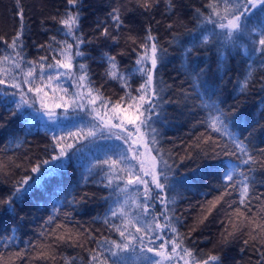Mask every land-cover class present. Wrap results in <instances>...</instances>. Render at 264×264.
I'll use <instances>...</instances> for the list:
<instances>
[{"label":"trees","instance_id":"16d2710c","mask_svg":"<svg viewBox=\"0 0 264 264\" xmlns=\"http://www.w3.org/2000/svg\"><path fill=\"white\" fill-rule=\"evenodd\" d=\"M210 2L211 0H155L152 10L145 12L138 0H78L75 8L69 6L67 0H19V3L17 0H0V37H3L0 40V69L10 67L11 62L3 61V57L15 55L8 46L23 24L22 39L27 61L35 62L39 57L46 56V71L47 64H55V60L70 62L77 77L80 75L78 65L86 64L95 88L100 90L103 99L113 104L120 102L121 107H127L131 102V110H134L135 106L146 101H129L125 95L126 89L119 82L105 76L108 65L101 60V56L104 53L116 56L118 71L130 75L131 95L137 97L136 89L140 88L144 79L136 72V60L138 53L145 52L141 45L145 44L147 30L150 28L151 35L159 41L160 46L167 49V56L152 88L159 87L165 99L180 101L179 107L175 104L164 106L166 122L156 126L161 132L158 147L171 155L172 160L169 163L174 160L178 164L170 174L169 181L174 187L170 195L176 201L175 215L180 218L176 226L179 240L183 242L182 247L188 248L197 261L214 255L221 264H264V239L259 238L264 236L261 234L264 231L256 227L264 223L258 211L259 206L264 205V156L259 152V149L264 148V66L259 63L258 55L251 51L258 44L259 33L258 29L251 34L246 32L234 44L223 45L215 42L200 47L204 35L213 36V28L212 25L201 22L202 17H197L196 10L207 16ZM21 8L23 21L17 15ZM112 8L120 10L121 19L124 21L125 26L119 32L106 19ZM70 9L73 14L78 12L81 17L80 31L77 34L82 35L86 41H91L81 46L88 58L76 57V41L60 31L64 28L60 21L67 18L66 12ZM105 24L117 36L118 43L101 36ZM256 24L257 19L253 18L249 28L252 29ZM169 25L172 27L169 28ZM51 37H55L56 41L72 44V49L69 50L72 54L71 60L49 50L48 45L52 48L67 47V44H57ZM39 45L45 47L40 49ZM188 48H193V55L187 54ZM192 64L208 67L204 83L192 85L187 76ZM27 67V64L22 65L25 70ZM248 72H251V76L248 77L244 94H241L238 81H243ZM18 77H22V73H18ZM45 81L37 79L40 85L45 84ZM25 86L28 87H23ZM0 87L7 88L10 93L17 92L7 84ZM182 89L189 92L186 103L180 95ZM149 95L151 90L145 94L146 100ZM16 97H0V123L6 124V127L0 128V198H6L13 191V184L17 180L25 175H34L30 169L37 160L49 159L59 151L57 148L54 152L51 148V135L54 131L63 135L61 144L66 146L67 143H74L71 136H67L52 123L42 120L45 118L33 109L31 112L30 109H24L16 117L10 118L8 108L15 107L10 101L17 100ZM121 97H125L124 101L120 100ZM202 100L217 101L225 110L238 108L237 117L243 124L237 135L241 139L248 138L249 151L257 161L251 165L256 176L255 198L249 200L246 197L244 205L239 202L240 187H228L225 190L226 185L232 182L225 183L215 174L204 179L199 187L190 188L182 182L185 175H191L190 170L193 168L211 164L213 168L209 171L215 173L217 168L223 171L227 161L236 162L235 156L221 155L215 159L206 160L201 156L199 159L179 163L189 153L196 155L200 150L197 148L198 142L203 148L204 138L218 135L206 129L200 122L206 116ZM73 121L75 119L69 113V118L61 122V127L75 133ZM224 142L214 140L213 144L223 145ZM229 148L231 149L230 144ZM106 149V145L100 148L91 147L74 157L55 177L46 180L41 188L33 191L22 203L16 204L14 213L9 212L6 205L0 206V235L7 233L14 237L11 241L0 240V264H92V250L101 248L99 242L103 238L120 239L118 233L112 231L103 220L108 208L115 207L114 201H122L123 196L102 187L100 177L95 171L91 173L92 179L80 181L82 173L87 174L89 160ZM151 153L156 155L154 151ZM4 159H10V163H6ZM239 179L241 177H237ZM76 181H80V186L76 188L75 195L79 198L87 193V198L82 205L68 207L61 198L71 191V186ZM58 184L64 191L56 188ZM120 186L123 187V184ZM54 204H58L56 212H53ZM64 212H68L71 218H66ZM50 214L58 219L55 223L46 225L45 221ZM20 217L24 218L23 221ZM11 225H17L18 228L15 232L8 233ZM57 225L60 227L57 228ZM51 229H56V235L48 234ZM89 233L95 239L89 237ZM57 236H71L72 240L64 243L58 241ZM245 240L249 241L247 245ZM5 243L9 247L6 248ZM137 253H140L139 247ZM143 255L151 257L153 254L145 252L140 256H133L135 264H147L142 259ZM112 259L114 258L109 256V264ZM182 260L193 264L192 257L185 256Z\"/></svg>","mask_w":264,"mask_h":264},{"label":"snow or ice","instance_id":"6c2138e0","mask_svg":"<svg viewBox=\"0 0 264 264\" xmlns=\"http://www.w3.org/2000/svg\"><path fill=\"white\" fill-rule=\"evenodd\" d=\"M19 3V0H17ZM140 6L145 12L151 11L155 6V0H138ZM67 4L75 8L78 0H67ZM210 11L207 16H203L199 10H196L198 18L202 17L201 22L205 25H212L213 36L204 35L199 46L203 47L210 43L219 42L223 45L234 44L236 40L244 33L251 34L258 29V44L251 51L258 55L259 63L264 66V0H211L208 5ZM17 15L23 21V9H19ZM66 19H61L60 23L64 26L60 31L65 36L72 37L76 41V57L88 58L81 50V46L86 41L82 35L77 33L79 29V21L81 19L78 12L73 14L71 9L66 12ZM257 19V24L252 29L249 24ZM111 21L115 30L119 32L124 25L121 19L120 10L112 8L106 18ZM172 25H169L171 28ZM66 29V31H65ZM219 31H216V30ZM145 44L141 45L145 49L143 54L138 53L136 60V72L144 79L139 89L137 97L131 95L132 89L130 86V75H125L118 71V62L116 56L104 53L101 60L108 65L105 70V76L111 80H115L126 89V97L129 101L138 99L145 102L135 106L134 110L131 102L127 107H121L120 102L115 104L102 98L100 90L95 88L94 81L89 75L86 64L80 63L78 71L80 75L76 80H73L69 73L60 71V69H71L72 64L64 63L61 60H55V64L48 63L47 71L45 69L46 56L39 57L38 61H27L24 54V36L23 24L16 32L11 44L8 46L12 49L14 56L5 55L3 61L11 62L8 69H0V86L7 84L10 88L19 90L9 92L7 88L0 87V97H16L19 94V100L10 101L14 103V108H8L10 118H14L25 108L39 111L36 107L37 103L41 108H46L45 98L47 93L43 87L37 83L47 81V86L52 87L55 82L57 88H62L65 96L60 99L63 103H57L56 108H64L65 111L61 114L48 112L47 115L51 123L64 131L67 136H71L74 143H67L66 146L60 141L64 137L58 132H53L51 140L53 144L51 148L54 152L58 148L59 151L52 155L49 159L37 160L31 166L30 172L34 175H25L13 184V191L6 197L0 198V206H7V210L11 213L15 212V205L22 203L25 198L30 196L33 191L41 188L46 180L55 177L58 172L65 167L67 162H71L74 157L82 154L86 149L91 147L107 146V149L102 154H96L88 162L86 169L87 174L80 177V181H88L92 179L91 173L100 177V185L110 189L112 192H118L123 196V200L117 199L114 201L115 207H109L104 217L106 224L112 231L118 233L119 240L103 238L99 243L100 249H93L91 255L92 264H109V256L113 257L111 264H135L133 256H140L143 253H152L151 257L143 255L142 259L147 261V264H173L175 258L184 259L185 256L192 257L193 264H221L217 256L211 255L207 259L197 261L193 253L186 247H182V240H179V232L177 224L180 218L175 215V199L170 195L174 191L173 185L169 181L170 174L178 167L176 161L169 163L172 160L170 154L164 153L158 145L160 144L161 132L157 128V124L166 122L165 105L175 104L180 106V101L175 99H165L162 95V90L159 87L152 88L154 80L164 63L167 56V49L160 46L159 41L151 35L150 28L147 30ZM101 36L105 39H111L114 43H118L117 36L113 35L107 24L101 30ZM51 40L57 44H67V41H56L55 37ZM175 39V37H174ZM3 40V37H0ZM256 42L255 40L253 41ZM171 43V42H170ZM45 45H39L38 48L43 49ZM52 52H57L61 56H67L69 50L72 49V44H67L66 48H52L48 45ZM188 55H193V48L186 50ZM23 64L28 67L25 70ZM37 64L39 72L37 73ZM150 65V66H149ZM209 69L208 67H199L196 64L189 66L187 73L192 85L196 86L204 83ZM18 73H22V77H18ZM251 72H248L243 81H238V88L241 94H244L245 88L248 85V77ZM68 79L70 86L76 89H86V93L81 91L68 92L67 87L60 84L61 79ZM24 85H28L27 91L24 90ZM151 90V95L146 100L145 94ZM264 90V89H262ZM55 91V88H53ZM34 93V95H32ZM43 93V95H41ZM96 93V95H94ZM182 99L187 102L189 92L187 89H182L180 93ZM125 97L120 100L124 101ZM99 101V103H97ZM203 109L206 110V116L200 121L206 129L217 133V137L211 135L204 138L205 147L201 148L200 143H197V148L200 150L193 156L191 153L180 160V164L185 163V160H195L203 156L204 159H215L219 156H235L236 162L231 160L226 162V167L223 171L217 168L215 173L209 171L213 168L211 164H205L201 168L191 169V175L183 177V184L188 187H199L203 180L209 175L215 174L223 182L231 181L232 184H227L228 187H240V204H245V198L249 200L255 198L256 176L255 170L251 165L257 163L255 156L250 153L247 145V137L241 139L237 135L238 129L243 122L237 117L238 108H230L225 110L217 101H201ZM71 113L75 119L72 127L76 129L73 133L70 129L62 128L61 122L69 118ZM163 117V119H162ZM259 123V121H257ZM6 127V124L0 123V128ZM251 135V132L249 133ZM134 137H139L141 140L147 137L146 143L142 145L144 148H150V151L156 153L152 156L150 170H146L139 157L143 153L139 150L140 145ZM214 140H224L223 145L220 143L213 144ZM119 142V143H117ZM231 145V149L229 148ZM134 145L137 147L134 150ZM259 152L264 156V148L259 149ZM132 153V155H129ZM167 156V158H165ZM133 161H139V168ZM239 165V166H238ZM237 177L241 179L237 180ZM62 179V178H61ZM80 181H76L71 186V191L61 198L62 202L68 206H79L85 203L87 193L77 197L75 195L76 188L80 186ZM121 183L123 187H121ZM57 189L64 191L60 184ZM55 191V190H54ZM251 192V195H250ZM71 199H68V197ZM108 199V198H106ZM219 198H217L218 202ZM159 205V211L157 206ZM215 204L213 203V207ZM132 209H135L133 211ZM58 211V204L53 205V212ZM238 212L239 209H236ZM66 218H71L68 212L63 213ZM206 218V217H205ZM23 221V217H20ZM58 219L57 216L50 214L45 224H53ZM118 221V223H117ZM163 221V222H161ZM60 225H57L59 228ZM261 231H264V224L256 226ZM17 225H11L8 233L15 232ZM86 231V230H85ZM255 231V229H253ZM50 236L56 235V229L49 230ZM91 237V234H88ZM95 239L94 237H91ZM14 237L7 233L0 235V240L11 241ZM57 240L70 243L72 237L65 238L57 236ZM179 240V242H178ZM159 241V243H157ZM30 246L35 248L32 242ZM245 245L249 243L244 241ZM9 247L7 243L4 245ZM170 246V252L168 247ZM139 247L140 253H137ZM180 249V252L177 251ZM126 253L130 255L126 256ZM181 253L183 255H181ZM202 255V254H201ZM158 257V259H157ZM185 264H188L185 261Z\"/></svg>","mask_w":264,"mask_h":264},{"label":"rangeland","instance_id":"374dc122","mask_svg":"<svg viewBox=\"0 0 264 264\" xmlns=\"http://www.w3.org/2000/svg\"><path fill=\"white\" fill-rule=\"evenodd\" d=\"M68 55H69V56H72V54H71L70 52L68 53ZM66 63H69V62H66ZM60 71H61V70H60ZM64 71H66L67 73H69L70 77H71L73 80H76V79L78 78V77L75 75V72L73 71V68H71V69H64ZM66 79H67V78H65V79H61L60 84L62 85V83H64V86H63V85H62V86H63V87H67L69 93H72L73 91H81V92L86 93V90H85V89H76V88L70 86V84H69V82H68V79H67V80H66ZM41 85H42V87H43V89H44V92L47 93V96H46V98H45V103H46L47 107H46V108H41V107H40V104L37 103L36 107L40 109V110L37 111V112L40 113V114L45 118V119H42V120L51 123V121L49 120V117H48L47 113H48V112H52V113H55V114H61V113H63V112L65 111V109H64V108H56L55 105H56L57 103H63V101L60 99L61 96H64L65 99H68V96H65V93L63 92V89H62V88H57V87H56L55 82H53L52 87H48V86H47V81H45V84H41ZM27 88H28V87L25 86V87H24V90L27 91ZM53 88H55V91H53ZM18 91H19V90H17V93H18ZM32 95H34V93H33ZM41 95H43V93H41ZM16 99H17V100L20 99L19 94H17ZM25 109L27 110L28 108H25ZM30 112H31V109H30ZM70 114H71V113H70ZM71 116H72V114H71ZM73 122H75V121H73ZM59 135H61V134H59ZM61 136H63V135H61ZM134 139L138 140L139 145H140V149H139V150L143 153V155L139 157V161H142V162H143L144 167H145L146 170H150V166H151V162H152V156H153V154L151 153L150 148H144V147H142V145H143L144 143H146V141H147V140H146V137H145V139H143V140H141L139 137H134ZM133 147H134V150H135V148H136L137 146L134 145ZM129 155H132V153H129ZM4 161H5L6 163H10V159H6V160L4 159ZM139 161H135V163L137 164V167H138V168H139V166H140ZM230 184H231V183H230ZM0 187H1V185H0ZM263 210H264V205L261 204V205L259 206L258 211H259V213H260V217L264 220V213H262ZM262 224H264V223H262ZM53 226H54V225H53ZM53 226H51V227H53ZM261 234L264 235V232L261 233ZM255 237H258V236L255 235ZM259 238L264 239V236L261 235ZM168 251L170 252V246L168 247ZM177 251L180 252V250H178V249H177ZM181 255H182V253H181ZM157 259H158V257H157ZM185 261H186V260H182V259H180L179 257H177V258H175V260L173 261V264H185ZM187 262H188V261H187ZM188 264H192V263L188 262Z\"/></svg>","mask_w":264,"mask_h":264}]
</instances>
